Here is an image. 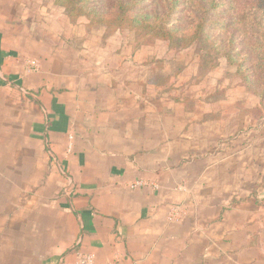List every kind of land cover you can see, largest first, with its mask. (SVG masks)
<instances>
[{"label": "crops", "instance_id": "1", "mask_svg": "<svg viewBox=\"0 0 264 264\" xmlns=\"http://www.w3.org/2000/svg\"><path fill=\"white\" fill-rule=\"evenodd\" d=\"M115 38L103 62L75 68L51 48L30 71L0 31V264H264L263 192L237 197L187 157L190 133L218 119L196 105L225 99L172 96L159 75L141 84L158 103L136 99Z\"/></svg>", "mask_w": 264, "mask_h": 264}, {"label": "rangeland", "instance_id": "2", "mask_svg": "<svg viewBox=\"0 0 264 264\" xmlns=\"http://www.w3.org/2000/svg\"><path fill=\"white\" fill-rule=\"evenodd\" d=\"M109 1L98 0L103 6ZM220 3L222 7L219 6L214 19L228 21V27L225 31H218L213 24L212 35L217 37L226 51H240L242 61L246 60V55L255 58L252 47L262 38L260 35L264 28L261 26L264 15L247 14V20L242 24L231 18L225 0ZM243 4L241 2V6ZM147 5H150L149 0L141 8ZM150 6V10L153 9ZM173 20L174 18L172 22ZM0 31L5 35L9 50L23 52L27 59H33L39 64H43V58L50 56L47 54L51 48L56 59L72 61L75 68L80 66H75L78 59H86V63L90 59H96L97 64L100 60L103 62L102 57L107 55L102 52V48L105 49L109 43L106 41L109 37H103L105 28L84 16L72 21L55 0H0ZM113 35L116 37L112 42L114 50L130 49V83L133 84L130 89L135 93L134 97H139L136 99L158 103L147 90L143 93L141 85H146L156 75L162 76V81L167 76L171 78L173 87L171 92L166 93L172 96L204 100L213 95L225 99L214 105H196L198 119L206 112L214 113L218 119L200 132L190 133V148L200 153H192L187 157L195 160L196 166L199 163L216 164L211 172L228 180L230 185L224 189H229L237 197L251 196L256 190L264 194V101L258 93L243 84L237 75V66L227 57H221L216 68L200 78L196 74L201 53L198 54L195 47L177 48L162 40L145 45L137 40L135 32L130 28L118 30ZM100 40L102 46L99 44ZM32 41H39L41 44L33 49ZM261 41L264 45V40ZM255 61L258 63L255 70L262 76L260 92H263L264 60L256 56ZM245 64L250 65V60ZM61 67L56 62L54 68L58 70ZM169 140L179 144L184 142L182 137Z\"/></svg>", "mask_w": 264, "mask_h": 264}, {"label": "trees", "instance_id": "3", "mask_svg": "<svg viewBox=\"0 0 264 264\" xmlns=\"http://www.w3.org/2000/svg\"><path fill=\"white\" fill-rule=\"evenodd\" d=\"M147 1V0H146ZM110 0L106 6L99 4L98 0H55L72 21L84 16L92 19L99 27L105 28L104 37L112 36L116 31L125 28L132 29L139 42L152 44L155 40L167 41L177 48L195 47L200 55L197 77H204L214 68L221 57L237 66V75L243 84L256 92L264 101V91L260 92L262 76L255 70L257 67L256 56L264 60V28L261 39L253 45L254 57L246 55L245 61L241 59V52L236 49L228 50L212 35L211 25H216V30L225 31L228 21L214 18L218 14L221 0ZM231 18L239 23L247 20V14L264 15V0H225ZM241 2H244L241 6ZM174 18L173 22L172 19ZM256 24V23H254ZM264 27V22L261 24ZM250 60L251 64L245 62ZM254 60V61H253ZM217 100L215 96H211Z\"/></svg>", "mask_w": 264, "mask_h": 264}, {"label": "built area", "instance_id": "4", "mask_svg": "<svg viewBox=\"0 0 264 264\" xmlns=\"http://www.w3.org/2000/svg\"><path fill=\"white\" fill-rule=\"evenodd\" d=\"M40 68V64L37 61H29L28 63V69L30 71H37ZM147 183H145L143 180L135 181L130 185L132 189L145 187ZM181 214V208L180 207H174L171 214H170V220L172 221H178ZM77 264H95V259L93 255H82L79 256L77 259Z\"/></svg>", "mask_w": 264, "mask_h": 264}]
</instances>
